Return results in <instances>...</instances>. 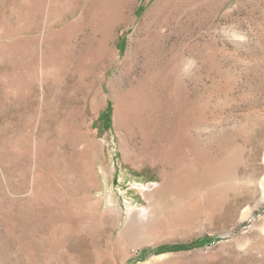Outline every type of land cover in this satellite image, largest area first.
I'll return each instance as SVG.
<instances>
[{"label":"rangeland","instance_id":"rangeland-1","mask_svg":"<svg viewBox=\"0 0 264 264\" xmlns=\"http://www.w3.org/2000/svg\"><path fill=\"white\" fill-rule=\"evenodd\" d=\"M0 264H264V0H0Z\"/></svg>","mask_w":264,"mask_h":264},{"label":"trees","instance_id":"trees-1","mask_svg":"<svg viewBox=\"0 0 264 264\" xmlns=\"http://www.w3.org/2000/svg\"><path fill=\"white\" fill-rule=\"evenodd\" d=\"M206 242V239H198L196 241L190 242V243H185V244H171V245H161L158 248V251L161 250H169V249H187V248H191L194 246H198V245H202Z\"/></svg>","mask_w":264,"mask_h":264}]
</instances>
